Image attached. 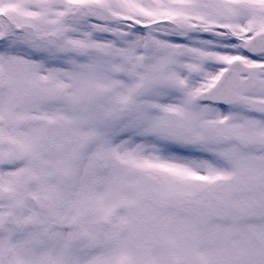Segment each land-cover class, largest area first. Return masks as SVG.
<instances>
[{
    "label": "snow or ice",
    "instance_id": "1",
    "mask_svg": "<svg viewBox=\"0 0 264 264\" xmlns=\"http://www.w3.org/2000/svg\"><path fill=\"white\" fill-rule=\"evenodd\" d=\"M0 264H264V0H0Z\"/></svg>",
    "mask_w": 264,
    "mask_h": 264
}]
</instances>
